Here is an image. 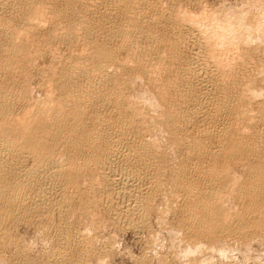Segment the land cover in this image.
Listing matches in <instances>:
<instances>
[{"label":"rangeland","instance_id":"374dc122","mask_svg":"<svg viewBox=\"0 0 264 264\" xmlns=\"http://www.w3.org/2000/svg\"><path fill=\"white\" fill-rule=\"evenodd\" d=\"M112 2L111 0H98V1L96 0H0V54H1L0 55V99H1L0 100V109H1L0 110V135H3V133L7 134L8 132H10L11 134L12 129H13V132L15 133L12 132V137L15 134L16 136L14 135V137H16V139L18 137L17 139L18 141H19V138H22L20 139V141L21 140L23 141L24 136L21 137L20 135L25 134L26 136L27 132L25 131H28L29 133L33 129L35 132L37 131L38 136H40L41 135L39 133L40 131H42L41 133L43 134V130H44L43 126L46 125V128H47V125L51 122V120H54L55 118L61 115L58 112L59 104L62 105L61 107H63L64 109H67V111L71 113L77 112L78 115H80L81 120H83V122L87 124L86 126L88 129H90L92 126H95L96 123L97 122L99 123V120H100L101 125H106V124L107 125L109 124V126L114 125V127L117 128L118 131H121L122 128L120 127L121 125L119 121H117L115 118H112L113 114L115 113L114 110H116L114 107H112L113 105L110 106V109H109V106L107 108L106 106H103L104 104L99 105L98 107L103 106L101 107L103 108V110L101 109V113H99L100 115H98V117H101V118L100 119L98 118L99 120H97L95 116L92 113H90L92 112L91 110L95 109V107H93L94 105L92 106V104H89L88 102L84 104L85 103L84 99H82V96L80 95V93L76 91L75 81H76V78L80 74H82L81 71L85 72V69L89 70L95 67L96 60H95L94 52L96 49H94L95 48L94 46H99L105 42H112L114 40L113 36H111L112 30H114V28L117 29V27L122 29L123 28L122 26H125L127 27V29L128 28L129 29L127 31L125 30L124 38L121 37L119 39L120 40L119 43L118 41H115V43H113V45L115 44L117 45H115V47L112 46L110 50V55H109L110 58H108L107 60L105 59V61L103 62L104 67H102V69L104 68L103 72L106 73V75L111 80L116 81L117 88H115L116 86H113L114 92H118L120 90L119 92L121 94L120 96H118V98L124 99V101L126 99V101L124 102V105L126 104L124 111L126 113L128 112L127 116H129L132 122L134 123V124L133 123L131 124L132 127L129 125L130 127L128 126L129 128L127 127V129H125L126 132L125 131L124 132L125 134L129 133L128 135H130V137L134 135L136 138L134 139L128 138L124 140H122L123 138H121V140L118 141V145L121 142L126 141L125 142V144H127L126 147L129 146L131 148V145L134 142L135 143L138 142V144L143 143L147 145L146 148L152 151V153L150 151H144L146 154L144 152L140 154L138 153V149H136L137 151L136 152L134 151L133 153L134 156L133 154L128 155V158H127V154L124 155L126 156L125 158L127 162L124 161L125 159L123 158L124 156L120 157L121 159H119V162L118 160L114 162L112 165L113 166L112 171H111L112 173L108 171L112 175H114L113 178L115 179L113 180L114 184H112L113 188L111 187L113 191V196L112 194L111 196H109V194L106 196L104 195L106 193L100 191L99 187L101 185L99 184H102L101 182L103 181L102 177L104 176V174L108 173L106 172L107 170H105L102 175L99 174L98 172L97 173L99 175H96V172H95L96 170L94 168V165L95 167H97V164L95 160L87 159L88 162H86L87 161L86 159L85 160L81 159V157H79L76 153L75 155L74 152L72 153L70 152V150L68 152L67 150L69 148L68 144H61V145L59 144L58 149L56 151L55 149L52 150L54 151V153H52L53 157H51V159L52 160L55 159L54 161L57 164L64 167L62 169L65 170L64 172L65 175L68 173L67 175L73 176V180L71 179L72 177H69V180L71 179L69 182H73L75 179L76 180L74 184L73 183L70 184L68 182L69 186L67 184L66 186L68 187H66L64 191L63 190L61 191V189L58 187H53L54 189L50 188L51 186L49 185L50 187H48V184L47 186H43L44 188L48 189L46 193L44 194L42 193L46 197L45 198L43 197V195L39 194L38 192L36 193L37 190L35 189L38 188L37 179L36 178L31 179L30 177L29 179L27 178L28 181L25 183L26 186L29 185L28 187L25 186L26 187L25 189H27L28 192L21 195L19 194L18 189L16 190V188L12 187L13 189L11 190H16L18 193L16 191L15 192L12 191L15 195L11 192L13 194L12 196H6L7 198H9V200L6 198L8 202L6 201L5 198H2L4 200H1L0 198V204H1L0 206V214H1L0 215V221H1L0 222V227H1L0 228V238H1L0 239V264H50L51 261L54 259V257L58 255V253L59 254L61 253L60 255H62L64 262L67 264H70L71 262H76L78 258H82L83 260H85L84 262L85 263L87 262L86 264H100V263L101 264H264V226L263 225L261 226L260 224V226L258 227L257 225H259V223L257 222L252 223L250 221H245L247 223H244L243 225L247 227H243L240 225L239 230L233 231L232 229L231 230L229 229L230 232L229 230H226L224 232L217 233V235H215L216 237L214 238L212 236L210 237V236L205 235V237H202V240L201 238H199L198 239L199 241H198L197 238L190 237L189 235L187 237L186 232L188 231L187 228L190 227L188 226L189 222H186L184 224L182 223L184 222L185 219L188 220L189 218H187L186 215H183L184 213L182 211V207H179V204L183 203L182 200L186 201L189 195H190L189 196L190 199H194L195 196H198V194L200 193L198 191H202V188L200 189L201 183L200 181H197V182L194 181L193 180L194 178H192L193 175L196 173L190 170L192 167L189 166V157H191L189 156V154L191 155V153L189 152L187 154V152L182 151L183 146L175 145L177 146L175 147L174 145L170 143V140H168L169 138L167 136V133L164 131L165 129H164V124L162 120L164 119V117L168 116L170 105L172 106L175 105L174 107H172V108H175L174 109L175 111L184 112V113L189 112L188 109L190 111L195 110L194 107H196L197 104H199L200 102H201L200 106H203L205 103L203 104L202 99L198 103V98L196 95L198 94L201 97H203L202 95L204 94L205 89H207L208 87L205 88L206 85L204 83H203L204 86L202 83L199 86L198 84L200 82L195 79L193 80L191 77L188 76L189 74H187L186 76L187 78L188 77L191 78L190 81H188L189 84L188 82L181 83L180 82L181 80L179 79V77H175L177 76V74L174 75V71L176 72V70L174 69L175 68L174 67L175 65L173 62L174 60L169 55L167 50H164L166 52L162 53L164 54L163 56L160 55L162 56L160 60L162 59L163 61L161 60V63H156V65L158 64L157 67L160 66L159 64L162 65L160 66L162 68L160 67L158 68L161 70L156 71L158 69H155L156 72L154 74L156 75L151 76V78L148 77L150 76L148 72H145L139 66H137L138 64L135 59H137L138 57L137 58L134 57V59L131 58L134 54L140 56L141 54L140 49H143L141 48L140 45L143 46L144 44L149 43L151 39L157 38V40H154V41H158V42L167 41L169 39H172L171 41L173 40L175 41L176 38H173L175 36L174 33L172 34V31L170 32L171 26H169V23H168L169 21L167 19V16L170 13L169 15L172 14L174 19L178 18L176 21L180 22V25L183 31L187 29L186 30L187 34L188 32L191 31L189 35L190 38H188L189 37L188 36L187 37L188 39H186L188 40V43L186 42L188 44V48L190 49L189 43H191L190 40L192 39V36L195 35L196 37L197 36L200 37V40L203 41L202 43L203 44L205 43L204 46L205 47L207 46L206 48L209 49L208 51V49L205 48L206 52L209 54L208 55L209 58L211 59L210 62L213 61L212 63L216 64V65L212 64V67L216 66L215 68L213 67L214 71L217 70L216 72H217L218 77L221 74V77L219 78L222 79V81L228 82L229 80V82L231 83L232 80L234 81L236 80V78L237 80L240 78L237 83L238 85H236L233 88V89L235 88L236 89L235 90L231 89L232 93L237 94L239 92V89L241 90V92H244L245 94L247 93L245 91H248V92L251 91L250 93H247L246 96L245 94H243L244 96L242 94L239 95L240 92L237 95L238 98L239 96L241 97L243 96L242 98L240 97L239 99H243L246 102V103L245 102L243 103L242 100H239L241 105L244 106V104L246 105L250 104L249 106L245 105L247 107V111L249 109V111L246 114L247 117L246 116L232 117L233 119L230 118L231 122H229L230 126L228 125L230 129L229 131L231 132L230 134L234 136L236 135L235 139L238 140L240 143L251 140L257 135L256 134L258 133L257 131L261 130V126H263L262 121L259 120V117L261 115L259 112L261 110H264V108L260 109L264 107V0H128L126 3L129 4L130 6L128 5L126 6L125 5L126 3L124 4V2L122 1L121 2L112 1ZM108 3H112V4H108ZM110 7L112 8V10ZM175 8L177 10L179 9L178 12ZM56 10H58L59 12H57ZM53 11H56V12H53ZM79 11L82 13H80ZM124 11L127 12L126 13V15L128 14L127 16L124 13H122ZM159 11L161 14H163V17L166 16L165 17L166 20L165 18L161 16ZM153 12L156 14H154ZM36 14L38 15L36 16ZM136 15L137 16L141 15V16L137 17ZM175 15H177V18ZM119 16L123 18H120ZM130 16H133L132 17L133 20L130 21L131 23L129 22ZM36 18H38L39 20ZM125 19L129 23L126 21V24H125L124 22ZM181 21L183 23H181ZM42 24L44 27L42 26ZM106 24H109V25H106ZM118 24H120V27ZM165 28H167L168 30ZM11 29L13 31H11ZM166 30H167V33H166ZM110 36L112 37V39H110L111 38ZM105 38L106 40H104ZM201 38H205L206 40L205 39L203 40ZM15 40H17L18 42ZM121 40H122V44L120 43ZM132 40L136 41L134 45L137 43L135 47L136 48L140 47V49L134 48V45L132 44L131 47L134 50L132 49L130 50L131 52H129V54L131 53L132 56L131 55L125 56V53L127 54L126 52L127 50L123 46V44L125 42H131ZM139 43L140 45H138ZM12 44L15 47H13ZM20 44L22 45L20 46ZM119 44H120V47L122 48H119ZM11 47L12 49H10ZM21 49H23L22 52H21ZM146 51H148L147 53H150V54L152 53L150 52L151 50L150 51L146 50ZM11 52H12V55H11ZM153 52L155 53V51ZM211 53H213L212 54L213 56L210 55ZM181 54L183 57L182 56L180 57L179 56L180 54H179L178 58H176L175 61L181 63L180 60L182 59V63H184L185 55L183 53ZM113 57L114 59H112ZM114 60L117 61L118 64L117 62H114ZM132 60H135V61H132ZM252 63H254L255 65H253ZM63 66L68 69H65ZM248 66L251 68H248ZM69 67L70 68L72 67V70ZM83 67H86V68H83ZM60 68L62 69L61 71H60ZM245 68H247V70ZM75 70L77 72H75ZM64 71H65L66 78L64 75ZM78 71H79V74H78ZM66 72L68 73L70 72V73L68 74ZM71 72L75 74L74 75L75 77L74 76L72 77L73 73ZM245 72L248 74H246ZM243 73H245L246 75H244ZM222 74L224 75V77H222L223 76ZM61 76L62 77L64 76V77L61 78ZM67 76H68V79H67ZM156 76L157 77L160 76V77L157 78ZM154 77H156V79ZM70 78H72L71 79L72 81L70 80ZM152 79L158 82L156 83ZM169 79H171V81ZM175 79H177L178 81L177 80L175 81ZM239 81H240V84H239ZM151 82L154 83V85ZM227 82H222L221 86ZM65 83L67 84V86ZM155 83L157 84V86ZM162 83H164L165 85L163 84L161 86ZM55 84H57V86H55ZM130 85H131V88H130ZM64 86H65V89H64ZM155 86L157 88L160 87L159 89L161 90L158 91V89ZM163 86H167L169 88L166 89V87H164L166 89L165 90ZM61 87L63 90L61 89ZM199 88H203L204 91L203 89L200 90ZM237 88H238V91H237ZM163 89L165 92L163 91ZM123 90L127 92H124ZM77 92L79 93L80 96L77 95L78 94ZM216 93L218 94V96H221L219 95V93H221L220 91L216 90ZM163 95H164V98H162ZM192 96L194 99L192 98ZM250 97H253V99ZM4 98L6 99V101ZM159 98H162V99L159 100ZM244 98L246 100L248 99L249 103ZM82 101L84 102L82 103ZM78 102H80L81 105ZM45 106L46 107L49 106V107L46 108ZM127 106H130L131 108ZM30 109H33V110H30ZM107 109H108V112H107ZM104 110L107 112L106 114ZM31 111H32V114H31ZM79 112L81 113L79 114ZM164 112L166 113V115L164 114ZM37 113L39 117L37 116ZM258 113L260 115H258ZM47 114L48 116L49 115L50 116L49 117L46 116ZM54 115H57V116H54ZM105 115L107 116L109 115V117ZM31 118L34 119V121H32ZM105 118L106 119L108 118V119L106 120ZM254 118L256 120H254ZM11 119L13 120V123ZM26 119H28V121L29 119L31 120L28 122ZM43 119H45L46 121H44ZM113 119H115L116 121ZM109 122H111L112 124ZM18 125H19L18 127L19 130L17 128ZM39 125H41L42 127ZM30 127L32 128L30 129ZM38 128H41L43 130L38 131ZM45 130H44L45 135L44 134L43 135H44V138H47L46 131L48 130L46 131ZM19 131H20V135H18ZM21 131L23 134H21ZM10 134L9 136H11ZM41 138L44 140L43 137H39V139ZM100 138H101L100 142L102 145L104 144L103 142L106 140V138L105 137H100ZM43 140H40V141H43ZM61 147H63L65 150H63V148ZM129 147L128 149L126 148V153L131 151ZM112 148L115 149L116 146ZM33 151H34L33 153L34 155H32V157L33 159L36 158V160L39 157L43 158L46 155V153H48L46 152L45 149L43 151L40 148H37V150H33ZM137 153L140 154L141 156L138 155ZM144 154L147 156H145ZM153 154H155V157L154 159L150 160V162L151 161L152 162L151 163L147 162L145 159L152 157ZM143 155L145 157H142ZM186 155H188L189 157ZM77 156L79 158H76ZM32 157L29 156L26 159L27 161H25L26 164L22 163L21 168L20 167L17 168L18 172L15 171V174H13L14 177L9 176V178L10 179L13 178L14 181L16 180L15 183H19V184L23 183L22 181L23 178H24V181H26L25 174L28 171L27 168L29 169V167H31L29 165L33 161ZM79 159H80V162H79ZM131 159L133 160L131 161ZM144 161L146 162L144 163ZM129 162H132V163L129 164ZM182 162L188 165H185ZM115 163H116V167L118 168H126V165L128 168L132 166L135 168L139 163L142 164V166L140 165L138 166V168L142 167V170H140L141 172L139 171L137 167L136 169H138L137 172L141 173L140 176L142 177L140 181L138 180L140 184H137V185H139V187L140 185L143 186L142 187L143 189H141V187L136 188V184H135V186H133V189L135 191L132 189L133 190L132 192H134L133 197L131 199L132 203L130 201V198L129 200H127V202L130 204L129 207L131 206V204H133V202H135V204H133L130 207L133 210V206L135 205L133 212L129 207L128 208L126 207L127 206L126 204H128L125 202V199L127 198V196L123 195V192H121L122 191L121 187L119 186L122 184L121 182L123 181L122 180L123 177L121 178V175L123 174L120 173L121 170H119L118 168H115ZM117 164L119 165L117 166ZM181 164H184L185 166L182 165L183 166L182 167ZM240 164H241V161L237 163V166L235 167H233L234 165L231 166V168L232 167L234 168V169L232 168L233 172H231V169H229L230 168L229 166L228 171L230 173L228 171L227 172L229 174L226 172L227 177L225 176L226 178H223L224 181L222 183V186L220 185L217 188V190L219 191H221L224 188L226 191L230 189L228 190L229 192L228 191L226 192L224 190L220 192L221 194L222 192L224 194L223 200H222V196H219L220 193H218V196L221 198V200L218 201L219 203H221L219 204V207L220 205L221 207L223 205L222 208L220 207L221 211L224 208H226L224 210L227 214L224 211H222L223 213H225V215H227L226 218H225V215H223L224 216L223 219H225L224 223H226V225H228L227 223L230 221L232 222V223L230 222L231 224H233V222L236 223L237 222L236 218H238V215H235L234 217V212L239 210L240 205H237L238 202L236 203L235 198H233L234 197L233 194L235 193V191H233L234 190L233 188H236L237 184H236V181L231 180L230 178L232 179H234V177L237 178V175L238 177L242 176L240 173L242 172L243 174V167ZM207 166L208 164L204 162L203 169H206L208 172L206 170H203V169L202 170L205 173L207 172L206 174H209V176L205 175V173L202 171L203 173L201 172V175L202 176L204 175L205 178L210 177V173H209L210 170L208 168L209 166L208 167ZM80 168L82 171L80 170ZM115 169H116V172L114 171ZM23 171H25L26 173H24ZM75 173L76 174L78 173L77 176ZM157 173L159 176H156ZM230 174H232L233 176L235 175V176L230 177L229 176ZM98 176L99 177L101 176V177L99 178ZM116 177L119 179H117ZM157 178L160 181H157ZM227 178H229L230 181ZM98 179L100 180L102 179L101 181H99V184L97 183ZM186 179L192 180V183H189V184L183 183L184 180ZM238 179H240V177ZM154 180L157 182H155ZM32 181L34 182L32 183ZM118 181L119 182L121 181V182L119 183ZM36 182H37V186L36 184L34 185V183ZM225 184H227L229 188H226L227 186ZM30 185L32 186V188H35V189L31 190ZM117 185H118V188L116 187ZM230 185H231V188H230ZM189 186H191L192 188ZM220 187H222L221 190H220ZM1 188L2 187L0 186V189ZM56 188L58 191L57 190L55 191ZM186 188L187 190L193 193L198 190L197 191L198 194L197 193L193 194V193H190L189 191L186 192ZM92 189L95 191H93ZM119 189L121 191H119ZM195 189L196 191H194ZM51 190H54V191H51ZM69 191L71 192V194ZM67 192L68 194H66ZM183 192L185 194L184 197L182 196ZM100 193L103 195H100ZM135 193H140L141 196L139 194H136V195H138V197L141 200L138 197H137V200L136 198H134L136 197ZM39 195H40V198H38ZM123 196L125 197L123 198ZM95 197H97L98 199ZM181 197L184 199H181ZM12 198L15 200L13 201L14 203H12ZM91 198L94 200H92ZM133 198L136 201H134ZM41 200L42 201L44 200L43 201L45 202L43 203L44 205L46 204L52 205L50 207L48 206L49 209L48 211H46V213L43 211L41 212L39 210L38 204L40 203ZM120 201H121V204L122 202H124L125 204H122L123 206H121ZM221 201H223L224 204H222L223 202ZM5 202H7L8 204ZM116 205L118 206L116 207ZM181 205L182 204H180V206ZM107 206L109 207V209H107L108 208ZM1 209L2 210L4 209V210L2 211ZM198 211L199 210H197V214L199 216L201 212L200 211L198 212ZM9 212L12 213V215ZM180 212L183 214H180ZM235 213H238V211ZM183 216L184 217L186 216V218H183ZM182 218H183V221L181 220ZM190 219L189 220L192 221V218ZM129 221H131L133 224ZM248 222H250L252 225L250 223L248 224ZM181 224L184 226H182ZM237 232H238V235H237ZM59 233H60V236L62 235V237L58 236ZM208 237H210V239ZM188 238H190L191 240ZM187 239L189 241H187ZM56 240L59 242H57ZM83 240H85V242ZM60 243L62 244L60 245ZM86 251L87 253H85ZM82 252H84V254ZM80 254H83L84 256L82 257ZM97 262H100V263H97Z\"/></svg>","mask_w":264,"mask_h":264},{"label":"bare ground","instance_id":"6f19581e","mask_svg":"<svg viewBox=\"0 0 264 264\" xmlns=\"http://www.w3.org/2000/svg\"><path fill=\"white\" fill-rule=\"evenodd\" d=\"M96 1H98V0H96ZM112 1H116V2H124V4L128 1V0H111V2ZM65 2V1H64ZM81 2V1H80ZM105 2V1H104ZM39 3V2H38ZM37 3V4H38ZM113 3V2H112ZM112 3H108V4H112ZM148 3V2H147ZM97 4V3H96ZM123 4V3H122ZM175 4V3H174ZM126 6L128 5V6H130L129 4H125ZM124 5V6H125ZM164 5V4H163ZM96 6V5H95ZM114 6V5H113ZM125 6V7H126ZM136 6V5H135ZM139 6V5H138ZM122 7V6H121ZM152 7H154V6H152ZM32 8V7H31ZM94 8V7H93ZM111 8V7H110ZM127 8V7H126ZM147 8V7H146ZM149 8H151V7H149ZM99 9V8H98ZM105 9V8H104ZM142 9V8H141ZM172 9H173V7H172ZM176 9V8H175ZM26 10V9H25ZM83 10V9H82ZM111 10H112V8H111ZM115 10V9H114ZM121 10H123V9H121ZM125 10V9H124ZM129 10H131V9H129ZM177 10V9H176ZM175 10V11H176ZM179 10V9H178ZM178 10H177V12H178ZM184 10V9H183ZM37 11H38V9H37ZM57 12H59L58 10H56ZM56 11H53V12H56ZM81 11V10H80ZM79 11V12H80ZM110 11V10H109ZM127 11V10H126ZM126 11H124V12H122V13H124L125 15H126ZM133 11V10H132ZM164 11V10H163ZM84 12V11H83ZM113 12V11H112ZM146 12V11H145ZM37 13V12H36ZM80 13H82V12H80ZM130 13V12H129ZM147 13V12H146ZM154 13V12H153ZM159 13H160V11H159ZM174 13V12H173ZM176 13V12H175ZM203 13V12H202ZM40 14H42V13H40ZM54 14V13H53ZM55 14H57V13H55ZM116 14V13H115ZM132 14V13H131ZM154 14H156V13H154ZM161 14V13H160ZM166 14V13H165ZM168 14V13H167ZM170 14V13H169ZM168 14V16H167V19H168V23H169V26H171V30H170V32L172 31V34L174 33V37L173 38H176L175 39V41L173 40V41H171L172 39H169V40H167V41H160V42H158V41H154V40H157V38L156 39H151L150 41H149V43H146V44H144L143 46L142 45H140V43L138 44V45H140L141 46V48H143V49H140V47H137L138 49H140V51H141V54H140V56H138V55H136V54H134V55H136V56H132L131 55V53L129 54V52H131L130 50H132L133 48L131 47L132 46V44L134 45V43L136 42V41H134V40H132L131 42H125L124 44H123V46L126 48V52H127V54L125 53V56L126 55H131L132 57V59H134V57H138L137 59H135L136 60V62H137V66H139L142 70H144L145 72H148L149 74H150V76H148L149 78H151V76H155L156 74H154L156 71H159V70H161V69H158L160 66H162L161 64H159L160 66L159 67H157V65H156V63H161V60H160V58H162V56L164 55V54H162V53H164V52H166V51H164V50H167L168 51V53H169V55L173 58V62H174V69L176 70V72L174 71V75H176L177 74V76H175V77H179V79L181 80L180 82L182 83V82H185V83H187L188 81H190V79L192 78L193 80L195 79V80H197V81H199L200 83L198 84L199 86H200V84L202 83H204L205 85H206V87L205 88H207V89H205V91H204V89L203 88H199L200 90L201 89H203V91H204V94L203 93H201V94H203L202 96L203 97H201L200 95H196L197 96V98H198V103L201 101V99H202V101H203V106H200V103L199 104H197V106L196 107H194L195 108V110H193V111H190L189 109H188V111L189 112H177V111H175L174 109L175 108H172V107H174V106H172V105H170V108H169V114H168V116H166V117H164V119L162 120V122H163V124H164V131L167 133V136H168V140H170V143L172 144V145H178V146H183V149H182V151H185V152H187V154L190 152L191 153V155L189 154V156H191V157H189L188 155H186V156H188L189 157V166L190 167H192L190 170L191 171H193L194 173H196V174H194L193 175V177L192 178H194L193 180L194 181H200V183H201V187H200V189L202 188V191H198V192H200L199 194H198V192L196 191V189L194 190V191H196V192H190L189 190H187V188H186V192L187 191H189L190 193H193V194H195V193H197L198 194V196H195V198L194 199H190L189 198V196H188V198H187V200L186 201H184V200H182V202L184 203H180V204H182L181 206H180V204H179V207H182V211H183V213H181L180 212V214H183V215H186L187 216V218H192V221H190L189 219L187 220V219H185L184 220V222L182 223V224H184V223H186V222H189L188 223V226H190V227H188L187 229H188V231L187 230H185V231H187L186 232V235H187V237H188V235L190 236V237H194V238H197V240L199 239V238H201V240H202V237H205V235L206 236H212L213 238L214 237H216L215 235H217V233H220V232H224V231H226V230H233V231H237V230H239V226L241 225V226H243V227H247V226H244L243 224L244 223H247V222H245V221H250V222H257V223H259V225H257L258 227L260 226V224H261V226L263 225L264 226V122H263V118H264V110H261L259 113L261 114H259L258 113V115H260V117H259V120L260 121H262V125L263 126H261V130L260 131H257L258 133H256L257 135L254 137V138H252L251 140H248V141H244L243 143H240L238 140H236L235 139V136L234 135H231L230 133V129H229V127H228V125H229V122H231L230 121V118H232V117H238V116H241V117H243V116H246L247 117V112L249 111V109H248V111H247V105L249 106L250 104H244V106L243 105H241V103H240V101L239 100H242L243 101V103L245 102L243 99H239L241 96H239V98L237 97V95H238V93L240 92V94L239 95H243V94H245L244 92H241V90L239 89V92L237 93V94H233L232 93V91H231V89H233L236 85H238L237 83H238V80L240 79H238L237 80V78H236V80H232L231 81V83L229 82V80H228V82L227 81H222V79H220L219 77H221V74L219 75V77L217 76V70L216 71H214V69H213V67L215 68L216 66H213L212 67V64H214V63H212V62H210V58H209V54L206 52V49H208V48H206L205 46H204V44L202 43L203 41H201L200 40V37H196L194 34V36H192V39L190 40V42L191 43H189V47H190V49L188 48V40H186V39H188V38H190V32H188V34H187V32H186V30L185 31H183V29L181 28V25H180V22H178V21H176L178 18H177V15H175L176 16V18L177 19H174V17L172 16V14L171 15H169ZM177 14H179V13H177ZM38 14H36V16H37ZM64 15V14H63ZM82 15V14H81ZM121 15V14H120ZM128 15V14H127ZM126 15V16H127ZM182 15V14H181ZM28 16V15H27ZM35 16V17H36ZM49 16V15H48ZM56 16V15H55ZM58 16V15H57ZM85 16V15H84ZM83 16V17H84ZM117 16V15H116ZM122 16H123V14H122ZM125 16V17H126ZM137 16V15H136ZM141 16V15H140ZM140 16H137V17H140ZM157 16H159V15H157ZM161 16L163 17V14H161ZM39 17V16H38ZM44 17V16H43ZM51 17H52V15H51ZM96 17V16H95ZM120 17V16H119ZM133 16H130V19L132 18ZM151 17H153V16H151ZM166 17V16H165ZM165 17H163V18H165ZM31 18H33V17H31ZM120 18H123V17H120ZM119 18V19H120ZM128 18V17H127ZM126 18V19H127ZM162 18V19H163ZM182 18V17H181ZM6 19V18H5ZM19 19V18H18ZM36 19H38V18H36ZM54 19V18H53ZM113 19V18H112ZM125 19V24H126V20ZM129 19V22L130 21H132L133 20V18L130 20ZM25 20V19H24ZM29 20V19H28ZM32 20V19H31ZM39 20V19H38ZM121 20V19H120ZM123 20V19H122ZM165 20H166V18H165ZM164 20V21H165ZM188 20V19H187ZM35 21H37V20H35ZM145 21V20H144ZM147 21H149V20H147ZM153 21V20H152ZM183 21V20H182ZM181 21V23H183ZM189 21V20H188ZM29 22H31V21H29ZM41 22V21H40ZM44 22V21H43ZM118 22V21H117ZM123 22V21H122ZM128 22V21H127ZM128 22V23H129ZM135 22V21H134ZM133 22V23H134ZM154 22V21H153ZM187 22V21H186ZM197 22V21H196ZM34 23V22H33ZM39 23V22H38ZM105 23V22H104ZM115 23V22H114ZM131 23V22H130ZM165 23V22H164ZM166 23H167V21H166ZM217 23V22H216ZM171 24V25H170ZM193 24V23H192ZM67 25V24H66ZM106 25H109V24H106ZM115 25V24H114ZM119 25V27H120V24H118ZM123 25H124V23H123ZM128 25V24H127ZM126 25V26H127ZM129 25H131V24H129ZM164 25V24H163ZM185 25H186V23H185ZM23 26V25H22ZM39 26H40V24H39ZM39 26H38V28H39ZM42 26H43V24H42ZM111 26H112V24H111ZM116 26V25H115ZM122 26V25H121ZM217 26V25H216ZM21 27V26H20ZM44 27V26H43ZM80 27V26H79ZM107 27V26H106ZM123 28L121 29V28H118L117 27V29L116 28H114V30H112V35L111 36H113V41L112 42H105V43H103V44H101V45H99V46H94L95 48L94 49H96L95 50V67L94 68H91V69H89V70H86L85 69V72H83V71H81V73L82 74H80L77 78H76V84H75V87H76V91H78L79 93H80V95L82 96V99H84V101H85V103L84 104H86L87 102L89 103V104H92V106L93 107H95V109L94 110H91L92 112H90V113H92L94 116H95V118L97 119V120H99L101 117H98V115H100L99 113H101V109L103 110V108H101V107H103V106H106V108L109 106V109H110V106H112V107H114L116 110H114L115 111V113L113 114V117L112 118H115L117 121H119V123H120V127L122 128V130L121 131H118V129L117 128H115L114 127V125H110L109 126V124L107 125H101L100 124V120H99V123L97 122L96 123V125L95 126H92L90 129H88L87 128V124H85L84 122H83V120H81V117H80V115H78V113L77 112H69V111H67V109H64L63 107H61L62 105H58L59 106V108H58V112L61 114H58V115H60L59 117H57V118H52V119H54V120H51V122L50 121H48V122H50L48 125H47V128H46V125L45 126H43L44 127V130L46 129V130H48V131H46V135H47V138H44V130L43 129H41V128H38V131H40V130H43V134L41 133L42 131H40L39 133L41 134V135H43V136H38V133H37V131L35 132L33 129L28 133V131H25V132H27V135L25 136V134L24 135H20V131H19V133H18V135H20L21 137L22 136H24L23 137V141L21 140L20 141V139H22V138H19V141L17 140L18 139V137H17V139H16V137H14V135H13V137H12V132H13V129H12V132H11V134H10V132H8L11 136H9V134L7 133V134H4L3 132V135H0V186L2 187L1 189H0V198H1V200H4V199H2V198H7L6 196H12L14 193L12 192V191H16L17 189H18V192H19V194H24V193H26V192H28L27 191V189H25L26 187H28V186H26V182L28 181L27 180V178L29 179L30 177H31V179L32 178H36L37 179V181H38V188H32V186H31V190L32 189H35V190H37L36 191V193L38 192L39 194H41V195H43L44 193H46V191L48 190V189H46V188H44L43 186H47V184H48V187H50V188H53V187H58V188H60L61 189V191L63 190H65L66 189V187H68L69 186V184H68V182L72 179L73 180V176H71V175H65V170L64 169H62V168H64L63 166H61V165H59V164H57L54 160H52L51 159V157H53L52 156V153H54V151H52L53 149H55V151L58 149V145L60 144H68L69 145V148L67 149L68 150V152H69V150H70V152H74V154L76 153L79 157H81V159H83V160H87V159H93V160H95V162H96V164H97V167H95V165H94V168H95V170H93V171H95L96 172V175H99V174H103L104 173V171L105 170H107L106 172H108V171H112V165H113V163L114 162H116L117 160H118V162H119V159H121L120 157H122V156H124V155H126L127 154V158H128V155H132L133 153H134V151L136 152L137 150L136 149H138V153H142V152H144V151H150L151 153H152V151L151 150H148V148H146V146L147 145H145V144H143V143H139L138 144V142L137 143H133L132 145H131V148L129 147V146H127L126 147V145L127 144H125V142H121L119 145H118V141H120L121 140V138H123L122 140H124V139H130V138H136L134 135L133 136H131L130 137V135H128L129 133H126L125 134V132H126V130L125 129H127V127L130 125L131 126V124L133 123L132 122V120H131V118L129 117V116H127V113L124 111V109H125V105H124V102L126 101V99H125V101H124V99H121V98H118V96H120V90L118 91V92H114V89H113V86H116V81L115 80H111L107 75H106V73H104L103 72V69H102V67H104L103 66V62L105 61V59L107 60L108 58H110V50H111V48H112V46L113 47H115V45H117V44H115V45H113V43H115V41H118V43H119V39L121 38V37H123L124 38V33H125V30L127 31L128 29H127V27H125V26H122ZM130 27V26H129ZM163 27H165V26H163ZM188 27V26H187ZM186 27V28H187ZM14 28V27H13ZM12 28V29H13ZM71 28V27H70ZM75 28V27H74ZM108 28V27H107ZM126 28V29H125ZM156 28V27H155ZM162 28V27H161ZM184 28V27H183ZM213 28V27H212ZM5 29V28H4ZM10 29V28H9ZM11 29V31H13ZM33 29V28H32ZM41 29V28H40ZM56 29V28H55ZM80 29V28H79ZM113 29V28H112ZM132 29V28H131ZM136 29V28H135ZM157 29V28H156ZM165 29H167V28H165ZM209 29V28H208ZM15 30V29H14ZM29 30V29H28ZM36 30V29H35ZM72 30V29H71ZM91 30V29H90ZM168 30V29H167ZM167 30H166V33H167ZM18 31V30H17ZM111 31V30H110ZM109 31V32H110ZM131 31V30H130ZM145 31V30H144ZM161 31H162V29H161ZM59 32V31H58ZM107 32H108V30H107ZM198 32V31H197ZM9 33H11V32H9ZM13 33V32H12ZM22 33V32H21ZM64 33V32H63ZM89 33V32H88ZM128 33V32H127ZM153 33V32H152ZM15 34V33H14ZM86 34V33H85ZM147 34V33H146ZM155 34V33H154ZM165 34V33H164ZM187 34V35H186ZM201 34V33H200ZM19 35V34H18ZM24 35V34H23ZM48 35H49V33H48ZM60 35V34H59ZM138 35V34H137ZM140 35V34H139ZM162 35V34H161ZM169 35V34H168ZM167 35V36H168ZM192 35V34H191ZM75 36V35H74ZM110 36V37H111ZM126 36V35H125ZM153 36V35H152ZM189 36V37H188ZM96 37V36H95ZM169 37V36H168ZM188 37V38H187ZM10 38V37H9ZM16 38H17V36H16ZM50 38V37H49ZM84 38V37H83ZM122 38V39H123ZM132 38V37H131ZM149 38V37H148ZM172 38V37H171ZM206 38V37H205ZM205 38H201V39H205ZM218 38H220V37H218ZM19 39V38H18ZM88 39V38H87ZM102 39V38H101ZM110 39H112V37L110 38ZM126 39H127V37H126ZM130 39V38H129ZM140 39V38H139ZM167 39V38H166ZM26 40H28V39H26ZM30 40V39H29ZM104 40H106V38L104 39ZM206 40V39H205ZM15 41H17V40H15ZM38 41V40H37ZM46 41V40H45ZM65 41V40H64ZM67 41V40H66ZM75 41V40H74ZM103 41V40H102ZM128 41V40H127ZM147 41V40H146ZM18 42V41H17ZM78 42V41H77ZM97 42V41H96ZM138 42H139V40H138ZM187 42V43H186ZM26 43V42H25ZM46 43V42H45ZM121 44H122V40H121V42H120ZM206 43H208V42H206ZM210 43H212V42H210ZM11 44V43H10ZM13 44H15V43H13ZM12 44V45H13ZM99 44V43H98ZM137 44V43H136ZM135 44V45H136ZM187 44V45H186ZM22 44H20V46H21ZM24 45V44H23ZM31 45V44H30ZM42 45V44H41ZM87 45V44H86ZM135 45H134V48H136L135 47ZM137 45V46H138ZM207 45V44H206ZM243 45V44H242ZM10 46V45H9ZM45 46V45H44ZM43 46V47H44ZM93 46V45H92ZM122 46V45H121ZM13 47H15L14 45H13ZM23 47V46H22ZM21 47V48H22ZM37 47V46H36ZM87 47V46H86ZM118 47V46H117ZM123 47V48H124ZM130 47H131V49H130ZM219 47V46H218ZM27 48V47H26ZM119 48H122V47H120V44H119ZM136 48V49H137ZM206 48V49H205ZM210 48V47H209ZM10 49H12V47L10 48ZM14 49V48H13ZM16 49V48H15ZM93 49V50H94ZM223 49V48H222ZM22 50L23 49H21V52H22ZM114 50V49H113ZM121 50V49H120ZM119 50V51H120ZM134 50V49H133ZM146 50H151L150 52H152L151 54L150 53H147L148 51H146ZM211 50V49H210ZM224 50V49H223ZM247 50H248V48H247ZM20 51V50H19ZM145 51V52H144ZM153 51H155V53L153 52ZM161 51H163V52H161ZM182 51V52H181ZM208 51H209V49H208ZM7 52V51H6ZM20 52V53H21ZM39 52V51H38ZM183 53L185 56V58H184V63H182V59L180 60V59H178V60H180V62L181 63H179V62H176L175 60H176V58H178V55L181 57L182 56V54L181 53ZM133 53H134V51H133ZM132 53V54H133ZM146 53H147V55H146ZM15 54V53H14ZM24 54V53H23ZM85 54V53H84ZM88 54V53H87ZM111 54H112V52H111ZM114 54V53H113ZM148 54H150V55H148ZM213 53H211L210 55H212ZM1 55V54H0ZM11 55H12V52H11ZM91 55V54H90ZM93 55V54H92ZM118 55V54H117ZM160 55H162V56H160ZM257 55V54H256ZM23 56V55H22ZM124 56V57H125ZM166 56V55H165ZM213 56V55H212ZM224 56V55H223ZM7 57V56H6ZM12 57V56H11ZM123 57V58H124ZM183 57V56H182ZM255 57V56H254ZM15 58V57H14ZM64 58V57H63ZM212 58V57H211ZM223 58V57H222ZM9 59V58H8ZM24 59V58H23ZM60 59V58H59ZM112 59H114V57L112 58ZM213 59V58H212ZM221 59V58H220ZM252 59V58H251ZM92 60V59H91ZM135 60H132V61H135ZM177 60V61H178ZM259 60V59H258ZM261 60V59H260ZM5 61V60H4ZM16 61V60H15ZM19 61V60H18ZM89 61V60H88ZM123 61V60H122ZM131 61V60H130ZM163 61V60H162ZM216 61V60H215ZM226 61V60H225ZM250 61V60H249ZM254 61V60H253ZM64 62V61H63ZM84 62V61H83ZM114 62H117V61H115L114 60ZM121 62V61H120ZM135 63V62H134ZM217 63V62H216ZM249 63H251V62H249ZM94 64V63H93ZM117 64H118V62H117ZM120 64V63H119ZM128 64V63H127ZM131 64V63H130ZM253 65H255L254 63H252ZM258 64V63H257ZM261 64V63H260ZM84 65V64H83ZM87 65V64H86ZM108 65V64H107ZM121 65V64H120ZM133 65V64H132ZM135 65V66H136ZM214 65H216V64H214ZM252 65V66H253ZM93 66V65H92ZM166 66V65H165ZM218 66V65H217ZM225 66V65H224ZM250 66V65H249ZM248 66V68H251V67H249ZM64 67V66H63ZM164 67V66H163ZM171 67V66H170ZM231 67V66H230ZM43 68V67H42ZM65 68V67H64ZM70 68V67H69ZM83 68H86V67H83ZM90 68V67H89ZM108 68V67H107ZM160 68H162V67H160ZM222 68V67H221ZM225 68V67H224ZM257 68V67H256ZM255 68V69H256ZM65 69H68V68H65ZM71 70H72V67L70 68ZM69 69V70H70ZM76 69V68H75ZM121 69V68H120ZM155 69H158V70H156L155 71ZM168 69V68H167ZM218 69V68H217ZM220 69V68H219ZM246 70H247V68H245ZM52 70V69H51ZM62 69L60 68V71H61ZM68 70V71H69ZM74 70V69H73ZM77 70V69H76ZM75 70V72H77ZM82 70V69H81ZM262 70V69H261ZM2 71V70H1ZM80 71V70H79ZM79 71H78V74H79ZM98 71V72H97ZM169 71V70H168ZM245 71V70H244ZM119 72V71H118ZM216 72V73H215ZM236 72V71H235ZM248 72V71H247ZM60 73V72H59ZM66 73H68V72H66ZM70 73V72H69ZM68 73V74H69ZM71 73H73V72H71ZM163 73V72H162ZM220 73V72H219ZM229 73V72H228ZM246 73V72H245ZM243 73L244 75H246V74H248V73ZM252 73V72H251ZM53 74V73H52ZM51 74V75H52ZM62 74V73H61ZM147 74V73H146ZM157 74H158V72H157ZM165 74V73H164ZM187 74H189L188 76L189 77H191V78H189V80H188V78L186 77L187 76ZM227 74V73H226ZM225 74V75H226ZM253 74V73H252ZM64 75H65V71H64ZM75 74L73 73V75H72V77L74 76ZM141 75V74H140ZM161 75V74H160ZM223 75V74H222ZM69 76H71V75H69ZM77 76V75H76ZM227 76V75H226ZM236 76H238V75H236ZM241 76V75H240ZM243 76V75H242ZM11 77V76H10ZM54 77V76H53ZM58 77H60V76H58ZM64 77V76H63ZM62 76H61V78H63ZM75 77V76H74ZM157 77V76H156ZM156 77H154L155 79H156ZM158 77H160V76H158ZM157 77V78H158ZM162 77V76H161ZM222 77H224V75L222 76ZM65 78H66V75H65ZM153 78V77H152ZM228 78V77H227ZM59 79V78H58ZM67 79H68V76H67ZM66 79V80H67ZM72 78H70V80H71ZM74 79V78H73ZM119 79V78H118ZM178 79V78H177ZM177 79H175V81L177 80ZM246 79V78H245ZM66 80H64V81H66ZM75 80V79H74ZM153 80V79H152ZM170 81H171V79H169ZM168 80V81H169ZM221 80V81H220ZM223 80H225V79H223ZM255 80V79H254ZM261 80V79H260ZM10 81V80H9ZM72 81V80H71ZM70 81V82H71ZM118 81V80H117ZM151 81V80H150ZM149 81V82H150ZM153 81H155V80H153ZM152 81V82H153ZM174 81V82H175ZM178 81V80H177ZM48 82V81H47ZM69 82V81H68ZM67 82V83H68ZM74 82V81H73ZM72 82V83H73ZM123 82V81H122ZM148 82V81H147ZM151 82V83H152ZM156 82V81H155ZM158 82V81H157ZM156 82V83H157ZM160 82V81H159ZM163 82V81H162ZM195 82V81H194ZM222 82H227V83H225L224 85H222L221 86V83ZM118 83V82H117ZM155 83V84H156ZM168 83H170V82H168ZM179 83V82H178ZM197 83V82H196ZM255 83V82H254ZM58 84V83H57ZM57 84H55V86H57ZM64 84V83H63ZM66 84V83H65ZM71 84V83H70ZM130 84V83H129ZM153 85H154V83H152ZM159 84V83H158ZM164 83H162L161 84V86L163 85ZM167 84V83H166ZM188 84H189V82H188ZM192 84V83H191ZM204 84H203V86H204ZM220 84V85H219ZM239 84H240V81H239ZM50 85H51V83H50ZM72 85H74V84H72ZM121 85V84H120ZM135 85V84H134ZM160 85V84H159ZM165 85V84H164ZM168 85H170V84H168ZM167 85V86H168ZM66 86H67V84H66ZM156 86H157V84H156ZM155 86V87H156ZM167 86H163V88L164 87H166V89L167 88H169V87H167ZM187 86H189V85H187ZM202 86V85H201ZM179 87V86H178ZM4 88V87H3ZM68 88V87H67ZM66 88V89H67ZM70 88V87H69ZM115 88H117V86L115 87ZM130 88H131V85H130ZM157 88V87H156ZM160 88V87H159ZM159 88H157L158 89V91L159 90H161V89H159ZM171 88V87H170ZM61 89H62V87H61ZM64 89H65V86H64ZM71 89H72V87H71ZM165 89V88H164ZM164 89H163V91H164ZM165 89V90H166ZM172 89H174V88H172ZM176 89V88H175ZM236 89V88H235ZM235 89H233V90H235ZM63 90V89H62ZM73 90H74V88H73ZM177 90H179V89H177ZM193 90V89H192ZM216 90L217 91H220L221 93H219V95H221V96H218V94L216 93ZM243 90V89H242ZM247 90V89H246ZM65 91V90H64ZM69 91V90H68ZM68 91H66V92H68ZM72 91V90H71ZM124 92H127V91H125V90H123ZM163 91H161V92H163ZM176 91V90H175ZM237 91H238V88H237ZM244 91V90H243ZM74 92V91H73ZM72 92V93H73ZM77 92V93H78ZM160 92V93H161ZM165 92V91H164ZM178 92V91H177ZM202 92V91H201ZM235 92V91H234ZM245 92H247V93H250V92H248V91H245ZM11 93V92H10ZM79 93L77 94V95H79ZM123 93V92H122ZM246 93V94H247ZM24 94V93H23ZM64 94V93H63ZM75 94H76V92H75ZM163 94V93H162ZM165 94V93H164ZM167 94V93H166ZM246 94H245V96H246ZM65 95V94H64ZM67 95V94H66ZM77 95H75V96H77ZM79 95V96H80ZM160 95V94H159ZM181 95V94H180ZM249 95V94H248ZM252 95V94H251ZM49 96V95H48ZM51 96V95H50ZM157 96V95H156ZM162 96V95H161ZM244 96V95H243ZM242 96V97H243ZM253 96V95H252ZM56 97V96H55ZM72 97V96H71ZM171 97V96H170ZM190 97V96H189ZM195 97V96H194ZM241 97V98H242ZM262 97V96H261ZM50 98V97H49ZM57 98V97H56ZM75 98V97H74ZM162 98H164V95H163V97ZM162 98H159V100L160 99H162ZM181 98V97H180ZM184 98V97H183ZM192 98H193V96H192ZM246 98V97H245ZM244 98V99H245ZM248 98H249V96H248ZM250 98H252L253 99V97H250ZM5 99V98H4ZM61 99V98H60ZM71 99V98H70ZM86 99V100H85ZM186 99V98H185ZM194 99V98H193ZM200 99V100H199ZM1 100V99H0ZM50 100V99H49ZM55 100V99H54ZM76 100V99H75ZM157 100V99H156ZM171 100V99H170ZM173 100V99H172ZM176 100V99H175ZM196 100V99H195ZM246 100V99H245ZM5 101H6V99H5ZM18 101V100H17ZM84 101H82V103L84 102ZM204 101H206V102H204ZM248 103H249V100L247 99L246 100ZM53 102V101H52ZM51 102V103H52ZM67 102V101H66ZM176 102V101H175ZM251 102H253V101H251ZM9 103V102H8ZM79 104H80V102H78ZM188 103V102H187ZM194 103V102H193ZM246 103V102H245ZM23 104V103H22ZM65 104V103H64ZM68 104V103H67ZM74 104V103H73ZM104 104V105H103ZM138 104V103H137ZM177 104V103H176ZM192 104V103H191ZM253 104V103H252ZM9 105V104H8ZM36 105V104H35ZM38 105V104H37ZM55 105V104H54ZM66 105V104H65ZM81 105V104H80ZM99 105H103V106H100V107H98ZM164 105V104H163ZM167 105V104H166ZM178 105V104H177ZM246 105V106H245ZM34 106V105H33ZM41 106V105H40ZM43 106H44V104H43ZM58 106H56V107H58ZM72 106V105H71ZM78 106V105H77ZM86 106V105H85ZM91 106V105H90ZM137 106V105H136ZM182 106V105H181ZM9 107V106H8ZM27 107V106H26ZM39 107V106H38ZM46 107V106H45ZM49 107V106H48ZM48 107H46V108H48ZM52 107V106H51ZM65 107V106H64ZM68 107V106H67ZM127 107H130V106H127ZM184 107H185V105H184ZM261 107H262V105H261ZM10 108H11V106H10ZM18 108V107H17ZM20 108V107H19ZM23 108V107H22ZM33 108V107H32ZM78 108V107H77ZM76 108V109H77ZM83 108V107H82ZM131 108V107H130ZM249 108V107H248ZM260 108V107H259ZM264 107H262V108H260V109H263ZM21 109V108H20ZM42 109H44V108H42ZM56 109V108H55ZM88 109V108H87ZM91 109V108H90ZM179 109V108H178ZM177 109V110H178ZM193 109V108H192ZM1 110V109H0ZM22 110V109H21ZM20 110V111H21ZM30 110H33V109H30ZM39 110V109H38ZM54 110V109H53ZM81 110V109H80ZM148 110V109H147ZM151 110V109H150ZM259 110V109H258ZM3 111V110H2ZM7 111V110H6ZM5 111V112H6ZM44 111V110H43ZM72 111V110H71ZM78 111V110H77ZM84 111V110H83ZM94 111V112H93ZM113 111V112H114ZM127 111H129V110H127ZM8 112V111H7ZM10 112V111H9ZM22 112V111H21ZM41 112V111H40ZM57 112V113H58ZM85 112V111H84ZM83 112V113H84ZM104 112H105V114L108 112V109H107V112L104 110ZM112 112V111H111ZM45 113V112H44ZM81 112H79V114H80ZM141 113V112H140ZM252 113V112H251ZM29 114V113H28ZM31 114H32V111H31ZM34 114V113H33ZM46 114V113H45ZM44 114V115H45ZM87 114V113H86ZM109 114V113H108ZM160 114V113H159ZM164 114L166 115V113L164 112ZM163 114V115H164ZM6 115V114H5ZM22 115V114H21ZM153 115V114H152ZM162 115V116H163ZM250 115V114H249ZM35 116V115H34ZM37 116H38V113H37ZM46 116H48V114L46 115ZM50 116V115H49ZM48 116V117H49ZM54 116H57V115H54ZM102 116V115H101ZM105 116H107V115H105ZM155 116V115H154ZM6 117V116H5ZM19 117V116H18ZM26 117V116H25ZM30 117H31V115H30ZM39 117V116H38ZM107 117H109V115L107 116ZM111 117V116H110ZM129 117V118H128ZM133 117V116H132ZM254 117V116H253ZM12 118V117H11ZM34 118V117H33ZM91 118H92V116H91ZM94 118V119H95ZM99 118V119H98ZM163 118V117H162ZM24 119V118H23ZM32 119V118H31ZM31 119H29V121L31 120ZM48 119V118H47ZM86 119V118H85ZM106 119V118H105ZM108 119V118H107ZM106 119V120H107ZM110 119V118H109ZM115 119H113V120H115ZM233 119V118H232ZM249 119V118H248ZM2 120V119H1ZM7 120V119H6ZM12 120V119H11ZM27 121H28V119H26ZM44 121H46L45 119H43ZM87 120H89V119H87ZM104 120V119H103ZM115 120V121H116ZM161 120V119H160ZM254 120H256L255 118H254ZM18 121V120H17ZM17 121H15V122H17ZM28 121V122H29ZM32 121H34V119H32ZM85 121V120H84ZM96 121V120H95ZM105 121V120H104ZM249 121V120H248ZM2 122V121H1ZM26 122V121H25ZM86 122V121H85ZM152 122V121H151ZM161 122V123H162ZM244 122V121H243ZM10 123H11V121H10ZM12 123H13V120H12ZM19 123V122H18ZM109 123H111V122H109ZM116 123V122H115ZM139 123V122H138ZM234 123V122H233ZM247 123V122H246ZM251 123V122H250ZM21 124H23V123H21ZM33 124V123H32ZM92 124V123H91ZM105 124V123H104ZM112 124V123H111ZM134 124V123H133ZM140 124H142V123H140ZM232 124V123H231ZM259 124V123H258ZM34 125V124H33ZM117 125V124H116ZM11 126V125H10ZM9 126V127H10ZM21 126V125H20ZM23 126V125H22ZM30 126V125H29ZM39 126H41V125H39ZM129 126V127H130ZM152 126V125H151ZM230 126V125H229ZM232 126V125H231ZM19 127V125L17 126V128ZM42 127V126H41ZM89 127V126H88ZM117 127V126H116ZM128 127V128H129ZM132 127V126H131ZM142 127V126H141ZM162 127V126H161ZM255 127V126H254ZM23 128H25V127H23ZM32 127H30V129H31ZM157 128V127H156ZM159 128V127H158ZM232 128V127H231ZM6 129H7V127H6ZM21 129V128H20ZM117 129V130H116ZM9 130H11V129H9ZM18 130H19V128H18ZM28 130V129H27ZM35 130H37V129H35ZM161 130V129H160ZM125 131V132H124ZM130 131V130H129ZM133 131V130H132ZM163 131V132H164ZM6 132V131H5ZM136 132V131H135ZM151 132V131H150ZM237 132V131H236ZM13 133H15V132H13ZM16 133V134H17ZM50 133V134H49ZM241 133V132H240ZM243 133V132H242ZM250 133V132H249ZM252 133V132H251ZM21 134H23L22 133V131H21ZM163 134V133H162ZM236 134V133H235ZM132 135V134H131ZM165 135V134H164ZM16 136V135H15ZM19 136V137H20ZM234 136V137H233ZM245 136V135H244ZM243 136V137H244ZM39 137H43L44 138V140L41 138V139H39ZM46 137V136H45ZM100 137H105L106 138V142L104 141L103 143L104 144H102L101 145V138ZM154 137V136H153ZM253 137V136H252ZM108 139V140H107ZM155 139V138H154ZM40 140H43V141H40ZM167 140V141H168ZM132 141H134V140H132ZM145 141V140H144ZM243 141V140H242ZM54 142V143H53ZM130 142V141H129ZM147 142V141H146ZM169 142V141H168ZM128 143V142H127ZM131 143V142H130ZM149 143V142H148ZM152 144V143H151ZM114 146H116V148L114 149V148H112V147H114ZM66 147V146H65ZM128 147L131 149V151H129V152H127L126 153V148L128 149ZM166 147V146H165ZM175 147H177V146H175ZM37 148H40V149H42L43 151H44V149L46 150V152H48V153H46V155L43 157V158H37V160H36V158L35 159H33V157H32V155H34L33 153H34V151L33 150H37ZM61 148H63V147H61ZM173 148V147H172ZM63 150H65L64 148H63ZM66 150V151H67ZM128 151V150H127ZM176 151V150H175ZM60 152V151H59ZM65 152V151H64ZM181 152V151H180ZM38 153V152H37ZM45 153V152H44ZM57 153V152H56ZM61 153V152H60ZM137 153V154H138ZM145 153V152H144ZM148 153V152H147ZM164 153V152H163ZM182 153V152H181ZM73 154V155H74ZM75 154V155H76ZM136 154V155H137ZM140 154H138V155H140ZM146 154V153H145ZM144 154V155H145ZM150 154V153H149ZM184 154V153H183ZM42 155H44V154H42ZM74 155V156H75ZM142 156V157H145V156H147V155H145V156ZM154 155V156H153ZM152 155V157H150V158H146L145 160L147 161V162H150V160H152V159H154V157H155V154H153ZM158 155V154H157ZM29 156H31L32 157V163H30V165L29 166H31V167H29V169L27 168V173L25 172V171H23L24 173H26L25 174V179H26V181H24V178H23V183H15V181L13 180V178L12 179H10L9 178V176H11V177H14L13 176V174H15V171H17V168H21V165H22V163H24V164H26L25 163V161H27L26 159L29 157ZM76 157V158H79V157ZM133 156H134V154H133ZM132 156V157H133ZM141 156V155H140ZM139 156V157H140ZM58 157V156H57ZM126 156H124L123 158H125ZM131 157V158H132ZM163 157V156H162ZM75 158V157H74ZM75 158V159H76ZM134 158V157H133ZM39 159V160H38ZM163 159V158H162ZM165 159V158H164ZM66 160V159H65ZM133 159H131V161H132ZM137 160V159H136ZM160 160V159H159ZM89 161H91V160H89ZM124 161H126V158L124 159ZM123 161V162H124ZM141 161H143V160H141ZM146 161H144V163L146 162ZM170 161H171V159H170ZM241 161V166L243 167V174H242V172L240 173L242 176H239L240 177V179H238L239 177H238V175H237V178H235L232 174H230L229 176L231 177V176H233L234 177V179H232V178H230L231 180H234V181H236V184H237V186H236V188H233L234 190L233 191H235V193L233 194L234 195V197L233 198H235V201H236V203L238 202V204L237 205H240L239 207V210H237L238 211V213H235V212H237V211H235L234 212V217H235V215H238V218H236V223H234L233 222V224H231L230 222H228L227 220V224L228 225H226V223H224L225 222V219H223L224 218V216L223 215H225V210L224 209H226V208H224L222 211H224L225 213H223L222 211H221V209H220V207H221V205H220V207H219V204H221V203H219L218 201H220L221 200V198L219 197V196H222V200H223V196H224V194H223V192H222V194L220 193L222 190H224V191H226L225 190V188L224 189H222V187H220V190L221 191H219V190H217V188H218V186H222V183H223V178H226L227 177V173L229 172L228 171V168H229V166H230V168L229 169H231V172H233V170H232V168L233 167H235V166H237V163L238 162H240ZM79 162H80V159H79ZM86 162H88V160L86 161ZM95 162H94V164H95ZM117 162V163H118ZM122 162V163H123ZM127 162V161H126ZM139 162V161H138ZM152 162V161H151ZM150 162V163H151ZM204 162H206V164H208V168H209V170H210V177L208 178H205L204 177V175L202 176L201 175V172L203 171V170H206V169H203V163ZM92 163V162H91ZM121 163V164H122ZM132 162H129V164H131ZM142 163V162H141ZM182 163H184V162H182ZM62 164V163H61ZM135 164H136V162H135ZM135 164H134V166H135ZM138 164V163H137ZM143 164V163H142ZM142 164H138L136 167L138 168V166L140 165V166H142ZM146 164H148V163H146ZM157 164V163H156ZM185 164V163H184ZM184 164H181V166L182 165H184ZM119 164H117V166H118ZM159 165V164H158ZM166 165V164H165ZM173 165V164H172ZM180 165V164H179ZM185 165H188V164H185ZM184 165V166H185ZM232 165H234L232 168H231V166ZM132 166V165H131ZM25 167V166H24ZM66 167H67V165H66ZM120 167H121V165H120ZM136 167L134 168L133 166L132 167H127V165H126V168H118V167H116V163H115V168H118L119 170H121V174H123V175H121V178H122V186L121 185H119L120 187H121V190L119 189V191H121V192H123V195H125V196H127V198L125 199V202L126 203H128L127 202V200H129V198H130V201H131V199H132V197H133V193L134 192H132L134 189H133V186H135V184H136V188L137 187H139V185H137V184H140L139 182H138V180L140 181V179L142 178L141 176H140V174L141 173H139V172H137L138 171V169H139V171L140 170H142V167L140 168H138V169H136ZM165 167V166H164ZM183 167V166H182ZM71 168V167H70ZM172 168V167H171ZM91 169V168H90ZM136 169V170H135ZM187 169H188V167H187ZM203 169V170H202ZM234 169V168H233ZM79 170V169H78ZM80 170H81V168H80ZM21 171H22V169H21ZM67 171V170H66ZM69 171V170H68ZM77 171V170H76ZM82 171V170H81ZM91 171V170H90ZM115 172H116V169L114 170ZM113 171V172H114ZM175 171V170H174ZM186 171V170H185ZM207 171V170H206ZM228 171V172H227ZM18 172V171H17ZM79 172V171H78ZM92 172V171H91ZM99 174H98V173ZM110 172H108L107 174H104V176L102 177L103 178V181H101L100 179H98V184H99V181H101L102 182V184H99V185H101L100 187H99V189H100V191H102V192H104V193H106V194H104V195H108L109 194V196H111V194H112V196H113V191H112V188H113V186H112V184H114L113 183V180H115L113 177H114V175H112ZM114 172V173H115ZM141 172V171H140ZM144 172V171H143ZM156 172V171H155ZM187 172H188V170H187ZM204 172V171H203ZM202 172V173H203ZM208 172V171H207ZM206 172V173H207ZM227 172V173H226ZM87 173V172H86ZM113 173V174H114ZM161 173V172H160ZM186 173V172H185ZM205 173V172H204ZM205 173V175H208L209 176V174H206ZM230 173V172H229ZM228 173V174H229ZM76 174V173H75ZM78 174V173H77ZM77 174H76V176H77ZM92 174V173H91ZM143 174V173H142ZM169 174V173H168ZM182 174H183V172H182ZM145 175V174H144ZM162 175H164V174H162ZM166 175V174H165ZM170 175V174H169ZM24 176V175H23ZM75 176V175H74ZM79 176V175H78ZM156 176H159L158 175V173H157V175ZM226 176V177H225ZM69 177H72L70 180H69ZM99 177V176H98ZM101 177V176H100ZM99 177V178H100ZM146 177V176H145ZM184 177V176H183ZM79 178V177H78ZM97 178V177H96ZM117 178V177H116ZM120 178V179H121ZM126 178V179H125ZM143 178H144V176H143ZM31 179H30V181H31ZM93 179H95V178H93ZM117 179H119V178H117ZM150 179V178H149ZM189 179V178H188ZM188 179H186V180H184V182L183 183H192V180H188ZM227 179H229V178H227ZM226 179V180H227ZM230 179H229V181H230ZM35 180V179H34ZM76 180V179H75ZM75 180L73 181V182H69L70 184H74V182H75ZM143 180H145V179H143ZM175 180V179H174ZM179 180V179H178ZM36 181V180H35ZM81 181H83V180H81ZM150 181H152V180H150ZM149 181V182H150ZM155 181V180H154ZM157 181H160V180H158V178H157ZM157 181H155V182H157ZM34 181H32V183H33ZM96 182V181H95ZM100 182V183H101ZM115 182V181H114ZM117 182V181H116ZM119 182V181H118ZM119 182V183H120ZM138 182V183H137ZM144 182V181H143ZM227 182V181H226ZM30 183V182H29ZM118 183V184H119ZM142 183V182H141ZM153 183V182H152ZM162 183V182H161ZM233 183H235V182H233ZM31 184V183H30ZM36 184V186H37V182L36 183H34V185ZM46 184V185H45ZM68 184V186H66ZM163 184V183H162ZM173 184V183H172ZM236 184H234V185H236ZM50 185V186H49ZM96 185V184H95ZM155 185V184H154ZM226 186H227V184H225ZM232 185V184H231ZM231 185H230V188H231ZM26 186V187H25ZM74 186V185H73ZM98 186V185H97ZM12 187H14V188H16V190H11V189H13ZM47 187V188H48ZM112 187V188H111ZM117 188H118V185L116 186ZM140 187H141V189H143L142 187L143 186H141L140 185ZM139 187V188H140ZM186 187V186H185ZM184 187V188H185ZM189 187H191V186H189ZM71 188V187H70ZM75 188V187H74ZM97 188V187H96ZM123 188V189H122ZM175 188V187H174ZM192 188V187H191ZM226 188H229L228 186L226 187ZM3 189V190H2ZM30 189V188H29ZM54 189V188H53ZM76 189V188H75ZM98 189V190H99ZM133 189V190H132ZM147 189V188H146ZM189 189V188H188ZM198 189V188H197ZM34 190V191H35ZM50 190V189H49ZM57 190V188L55 189V191ZM77 190V189H76ZM93 190V189H92ZM137 190V189H136ZM150 190V189H149ZM155 190V189H154ZM182 190V189H181ZM228 190H230V189H228ZM227 190V191H228ZM51 191H54V190H51ZM58 191V190H57ZM68 191V190H67ZM86 191V190H85ZM93 191H95V190H93ZM118 191V190H117ZM135 191V190H134ZM140 191H142V190H140ZM156 191V190H155ZM185 191V190H184ZM226 191V192H227ZM232 191V190H231ZM13 194H12V193ZM17 192V191H16ZM17 192V193H18ZM70 192V191H69ZM115 192V191H114ZM185 192V193H186ZM225 192V193H226ZM229 192V191H228ZM43 193V194H42ZM52 193V192H51ZM56 193V192H55ZM61 193V192H60ZM65 193V192H64ZM73 193V192H72ZM93 193V192H92ZM91 193V194H92ZM99 193V192H98ZM118 193V192H117ZM141 193V192H140ZM140 193H135V195L136 194H139L140 195ZM143 193V192H142ZM171 193H173V192H171ZM175 193V192H174ZM179 193H181V192H179ZM189 193V194H190ZM218 193H220V195L218 196ZM66 194H68V192L66 193ZM70 194H71V192H70ZM74 194H75V192H74ZM79 194H81V193H79ZM84 194H86V193H84ZM119 194V193H118ZM196 194V195H197ZM15 195V194H14ZM63 195V194H62ZM73 195V194H72ZM83 195V194H82ZM81 195V196H82ZM93 195V194H92ZM100 195H103V194H101L100 193ZM117 195V194H116ZM121 195H122V193H121ZM134 195V196H135ZM174 195V194H173ZM184 192H183V197H184ZM187 195V194H186ZM5 196V197H4ZM37 196H38V194H37ZM36 196V197H37ZM61 196V195H60ZM59 196V197H60ZM64 196V195H63ZM80 196V195H79ZM87 196H89V195H87ZM125 196H123V198L125 197ZM141 196V195H140ZM144 196V195H143ZM148 196H149V194H148ZM192 196V195H191ZM15 197V196H14ZM33 197V196H32ZM43 197H45L44 195H43ZM62 197V196H61ZM60 197V198H61ZM103 197V196H102ZM117 197V196H116ZM115 197V198H116ZM137 197H138V195H136V197H134V198H136V200H137ZM194 197V196H193ZM25 198V197H24ZM38 198H40V195H39V197ZM46 198V197H45ZM52 198V197H51ZM55 198V197H54ZM53 198V199H54ZM69 198V197H68ZM94 198V197H93ZM95 198H97V197H95ZM108 198V197H107ZM134 198H133V200H134ZM139 198V197H138ZM175 198V197H174ZM192 198V197H191ZM220 198V199H219ZM8 200H9V198H7ZM7 199H6V201H7ZM43 199V198H42ZM59 199V198H58ZM71 199V198H70ZM90 199V198H89ZM92 199V198H91ZM98 199V198H97ZM100 199V198H99ZM140 199V198H139ZM176 199V198H175ZM181 199H184V198H182L181 197ZM219 199V200H218ZM38 200V199H37ZM61 200V199H60ZM62 200H64V199H62ZM66 200V199H65ZM92 200H94V199H92ZM111 200V199H110ZM136 200H134V201H136ZM141 200V199H140ZM13 201H15L13 198H12V203H14ZM44 201V200H43ZM42 200L40 201V203L38 204L39 205V210L42 212H45L46 213V211H48V209H49V207L50 206H52V205H44L43 203H45V202H43ZM67 201V200H66ZM65 201V202H66ZM107 201V200H106ZM117 201V200H116ZM181 201V200H180ZM226 201V200H225ZM8 202V201H7ZM7 202H5V203H7ZM52 202H53V200H52ZM64 202V201H63ZM138 202H139V200H138ZM175 202V201H174ZM221 202H223V201H221ZM37 203V202H36ZM107 203V202H106ZM131 203H132V201H131ZM8 204V203H7ZM22 204V203H21ZM27 204V203H26ZM25 204V205H26ZM49 204V203H48ZM122 204H125L124 202H122ZM121 204V201H120V205L121 206H123ZM133 204H135V202H133ZM133 204H131V206L133 205ZM222 204H224V202L222 203ZM56 205V204H55ZM127 206V208L129 207V203L128 204H126ZM138 205V204H137ZM172 205V204H171ZM235 205V204H234ZM0 206H1V204H0ZM14 206V205H13ZM49 206V207H48ZM58 206V205H57ZM79 206V205H78ZM89 206V205H88ZM118 205H116V207H117ZM130 206V207H131ZM177 206V205H176ZM61 207V206H60ZM84 207V206H83ZM108 207V206H107ZM106 207V208H107ZM115 207V206H114ZM125 207V208H126ZM129 207V208H130ZM134 207H135V205L133 206V210H132V212L134 211ZM174 207V206H173ZM222 207H223V205H222ZM221 207V208H222ZM226 207V206H225ZM26 208V207H25ZM54 208V207H53ZM94 208V207H93ZM140 208V207H139ZM14 209V208H13ZM56 209V208H55ZM107 209H109V207L107 208ZM115 209V208H114ZM136 209V208H135ZM231 209V208H230ZM235 209V208H234ZM233 209V210H234ZM2 210V209H1ZM4 210V209H3ZM2 210V211H3ZM19 210V209H18ZM24 210V209H23ZM51 210V209H50ZM57 210V209H56ZM125 210V209H124ZM197 210H199L200 212H201V214L198 216V214H197ZM7 211V210H6ZM6 211H5V213H6ZM10 211V210H9ZM126 211H128V210H126ZM198 211V212H199ZM89 212V211H88ZM128 212H130V211H128ZM131 212V213H132ZM139 212V211H138ZM137 212V213H138ZM4 213V214H5ZM10 213V212H9ZM8 213V214H9ZM158 213V212H157ZM230 213V212H229ZM11 215H12V213H10ZM29 214V213H28ZM120 214V213H119ZM119 214H118V216H119ZM130 214V213H129ZM134 214V213H133ZM136 214V213H135ZM143 214V213H142ZM196 214H197V216H196ZM227 214V213H226ZM1 215V214H0ZM43 215V214H42ZM229 215V214H228ZM33 216V215H32ZM59 216V215H58ZM122 216V215H121ZM130 216V215H129ZM132 216V215H131ZM136 216V215H135ZM186 216L184 217L183 216V218H186ZM226 216L227 215H225V218H226ZM12 217V216H11ZM18 217V216H17ZM27 217V216H26ZM128 217V216H127ZM181 217V216H180ZM237 217V216H236ZM9 218V217H8ZM60 218V217H59ZM139 218V217H138ZM140 218H142V217H140ZM183 218L181 219L182 221H183ZM144 219V218H143ZM142 219V220H143ZM228 219V218H227ZM148 220V219H147ZM224 220V221H223ZM229 220V219H228ZM7 221V220H6ZM140 221V220H139ZM1 222V221H0ZM3 222V221H2ZM63 222V221H62ZM67 222V221H66ZM129 222H131V221H129ZM250 222H248V224L250 223ZM4 223V222H3ZM7 223V222H6ZM61 223V222H60ZM132 223V222H131ZM143 223V222H142ZM128 224V223H127ZM133 224V223H132ZM131 224V225H132ZM181 224V225H182ZM236 224V225H235ZM251 224V223H250ZM59 225V224H58ZM61 225V224H60ZM143 225V224H142ZM148 225V224H147ZM180 225V226H181ZM252 225V224H251ZM15 226V225H14ZM182 226H184V225H182ZM186 226H187V224H186ZM185 226V227H186ZM11 227H13V226H11ZM60 227V226H59ZM120 227V226H119ZM131 227V226H130ZM242 227V228H243ZM255 227V226H254ZM1 228V227H0ZM142 228V227H141ZM144 228V227H143ZM256 228V227H255ZM262 228V227H261ZM54 229V228H53ZM66 229V228H65ZM123 229V228H122ZM184 229H186V228H184ZM245 229H247V228H245ZM259 229V228H258ZM61 230V229H60ZM68 230H70V229H68ZM230 230H229V232H230ZM257 230V229H256ZM247 231V230H246ZM258 231V230H257ZM261 231V230H260ZM67 232V231H66ZM232 232V231H231ZM244 232V231H243ZM2 233V232H1ZM68 233V232H67ZM241 233V232H240ZM4 234V233H3ZM242 234V233H241ZM246 234V233H245ZM8 235V234H7ZM185 235V234H184ZM219 235V234H218ZM237 235H238V232H237ZM6 236V235H5ZM58 236H60V233L58 234ZM222 236V235H221ZM60 237H62V235L60 236ZM210 237H208L209 239H210ZM82 238H83V236H82ZM81 238V239H82ZM212 238V239H213ZM1 239V238H0ZM67 239V238H66ZM150 239V238H149ZM188 239H190V238H188ZM187 239V241H189ZM5 240V239H4ZM62 240V239H61ZM92 240V239H91ZM191 240V239H190ZM257 240V239H256ZM7 241V240H6ZM57 241V240H56ZM55 241V242H56ZM64 241V240H63ZM82 241V240H81ZM84 242H85V240H83ZM199 241V240H198ZM57 242H59V241H57ZM62 242V241H61ZM89 242V241H88ZM4 243H5V241H4ZM64 243V242H63ZM196 243V242H195ZM62 243H60V245H61ZM83 244V243H82ZM87 244V243H86ZM193 244H194V242H193ZM210 244V243H209ZM77 246V245H76ZM75 246V247H76ZM81 246V245H80ZM82 247V246H81ZM85 247V246H84ZM83 248V247H82ZM193 248V247H192ZM64 249H66V248H64ZM98 249V248H97ZM55 250V249H54ZM59 250V249H58ZM61 251H63V250H61ZM80 251V250H79ZM199 251V250H198ZM88 252H89V250H88ZM83 254H84V252H82ZM85 253H87V251L85 252ZM96 253V252H95ZM51 254V253H50ZM61 254V253H60ZM59 253H58V255L56 256V257H54V259L51 261V263L50 264H67V263H65L64 262V259L62 258V255H60ZM79 254V253H78ZM83 254H80L82 257L84 256ZM66 256V255H65ZM87 256H88V254H87ZM105 256V255H104ZM80 257V256H79ZM61 258V259H60ZM87 258V257H86ZM96 258V257H95ZM63 259V260H62ZM192 259V258H191ZM27 260V259H26ZM70 260V259H69ZM76 260V259H75ZM82 258H78V260L76 261V262H71L70 264H83V263H85L84 261L85 260H83ZM66 261V260H65ZM71 261V260H70ZM200 261V260H199ZM104 262V261H103ZM87 263V262H86ZM85 263V264H86ZM97 263H100V262H97ZM197 263V262H196ZM101 264V263H100Z\"/></svg>","mask_w":264,"mask_h":264}]
</instances>
